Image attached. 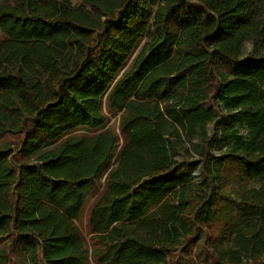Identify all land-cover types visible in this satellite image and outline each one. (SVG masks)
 I'll return each mask as SVG.
<instances>
[{"label":"trees","instance_id":"16d2710c","mask_svg":"<svg viewBox=\"0 0 264 264\" xmlns=\"http://www.w3.org/2000/svg\"><path fill=\"white\" fill-rule=\"evenodd\" d=\"M2 135L0 264H264V0H0Z\"/></svg>","mask_w":264,"mask_h":264},{"label":"rangeland","instance_id":"374dc122","mask_svg":"<svg viewBox=\"0 0 264 264\" xmlns=\"http://www.w3.org/2000/svg\"><path fill=\"white\" fill-rule=\"evenodd\" d=\"M78 1L79 0H71L73 5L77 4ZM250 49H251L250 44L246 43L244 46V49H243V56L246 55L250 51ZM107 117L109 119L108 127L117 134V136L119 138V146H121L123 143V139H122V137L119 133V130H118L119 116L118 115H116V116L107 115ZM207 133L211 139H214L216 137V140L214 141V144H213L212 148L210 149V152L216 156L220 155L225 150L226 147H225V144L222 142L221 137H220V133L218 132V130L216 129L214 124H209L207 126ZM240 133H241V135L245 136L246 131L242 129V130H240ZM18 143H19L18 139L11 137L9 135L0 136V147L11 146L12 148H14L18 145ZM175 159L178 161L185 160L188 163H190L192 161H197L198 157L197 156L190 157V156L186 155L183 150H181L176 155ZM200 168L201 167L198 166V168L193 171V175L195 176V182H197V183L200 181V178H201ZM232 187L234 188V186L232 184H231V186H227L226 188H224V192H225L227 199L234 200L236 197V194H235L234 189ZM102 188H103L102 185H100L98 193H100L102 191ZM98 193L89 199V201L87 202V205L84 209L83 215L77 223L78 229L85 236H86V226H87V221H88L89 210H90V207L92 206V204L94 203ZM86 238L88 239L87 236H86ZM224 247H226V246H224ZM191 255H192V257L195 256V250L192 251ZM263 257L260 260L261 263H264ZM241 264H252V262L247 258H243V262Z\"/></svg>","mask_w":264,"mask_h":264}]
</instances>
